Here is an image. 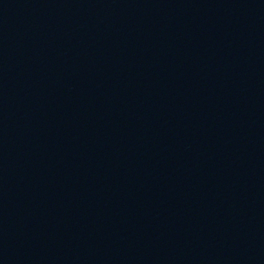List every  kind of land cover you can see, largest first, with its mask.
Returning a JSON list of instances; mask_svg holds the SVG:
<instances>
[{"label": "water", "instance_id": "water-1", "mask_svg": "<svg viewBox=\"0 0 264 264\" xmlns=\"http://www.w3.org/2000/svg\"><path fill=\"white\" fill-rule=\"evenodd\" d=\"M0 264H53L1 151Z\"/></svg>", "mask_w": 264, "mask_h": 264}]
</instances>
